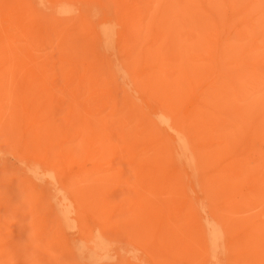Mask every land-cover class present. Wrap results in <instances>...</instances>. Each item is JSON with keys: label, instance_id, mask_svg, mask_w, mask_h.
Wrapping results in <instances>:
<instances>
[{"label": "bare ground", "instance_id": "obj_1", "mask_svg": "<svg viewBox=\"0 0 264 264\" xmlns=\"http://www.w3.org/2000/svg\"><path fill=\"white\" fill-rule=\"evenodd\" d=\"M240 2L0 0V42L26 80L105 113L98 124L125 157L135 225L162 228L168 216L208 254L226 245L227 264H264V96L227 110L225 85L208 82L221 54L206 31L220 5ZM32 183L19 209L25 237L0 223V264H106L111 238L129 237L101 209L47 201Z\"/></svg>", "mask_w": 264, "mask_h": 264}, {"label": "rangeland", "instance_id": "obj_2", "mask_svg": "<svg viewBox=\"0 0 264 264\" xmlns=\"http://www.w3.org/2000/svg\"><path fill=\"white\" fill-rule=\"evenodd\" d=\"M251 1L242 0L228 10L220 5L221 14L206 31V37L221 54L213 67V80L208 82L212 87L225 85L222 106L227 110L264 96V0ZM1 46L0 42L3 231L25 237V229L19 228V209L25 205L24 184L29 179L47 201L71 197L79 206L101 209L112 218L115 229L126 231L127 239L111 238L108 242L106 264H227L226 245H217L215 253L208 254L206 246L179 230L168 216L162 228L161 224H147L149 220L145 218V226L135 225L130 217L133 211L124 198L129 187L124 178L125 157L111 129L98 124L105 113L91 102L68 101L51 86V92L42 88L41 80H26V70ZM125 82L134 85L132 80ZM58 84L62 86L60 80ZM250 154L257 157L254 152ZM189 173L197 175L194 170ZM47 201L42 202L44 206ZM31 222L35 226L30 227V232H35V228L39 229L38 218H31ZM58 257L61 264H76L72 259Z\"/></svg>", "mask_w": 264, "mask_h": 264}]
</instances>
